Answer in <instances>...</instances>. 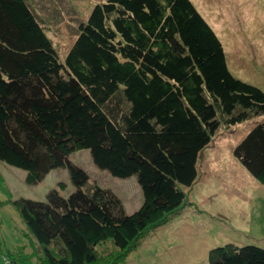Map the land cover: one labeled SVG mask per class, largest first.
<instances>
[{
	"label": "trees",
	"instance_id": "1",
	"mask_svg": "<svg viewBox=\"0 0 264 264\" xmlns=\"http://www.w3.org/2000/svg\"><path fill=\"white\" fill-rule=\"evenodd\" d=\"M78 26L61 54L29 0H0V161L36 182L66 167L76 188L17 200L51 264H96L94 240L109 231L128 250L151 212L186 206L216 133L264 116V89L234 75L194 0H98ZM247 133L234 155L264 183V119ZM80 150L114 177L136 176L145 209L127 214L72 159ZM210 261L264 264V247L224 244Z\"/></svg>",
	"mask_w": 264,
	"mask_h": 264
},
{
	"label": "rangeland",
	"instance_id": "2",
	"mask_svg": "<svg viewBox=\"0 0 264 264\" xmlns=\"http://www.w3.org/2000/svg\"><path fill=\"white\" fill-rule=\"evenodd\" d=\"M29 1L64 54L76 39L78 24L98 0ZM194 2L224 43L234 75L264 89V0ZM262 119L264 116L216 133L200 154L196 184L184 187L189 199L186 206L169 218L151 212L147 216L150 229L128 250L116 245L113 231L106 239H95L96 264H211L213 248L224 244L264 247V183L234 155L250 128ZM90 153L80 150L72 159L97 183L120 196L127 214L143 211L146 201L137 177H114L99 169ZM46 177L36 182L26 170L0 161V264H51L17 205V200L25 197L46 200L53 187L66 195L76 189L66 167Z\"/></svg>",
	"mask_w": 264,
	"mask_h": 264
}]
</instances>
